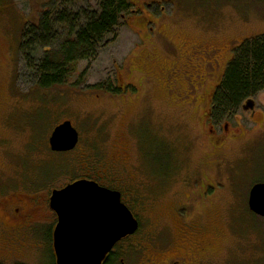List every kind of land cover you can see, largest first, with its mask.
<instances>
[{
  "label": "rangeland",
  "instance_id": "obj_1",
  "mask_svg": "<svg viewBox=\"0 0 264 264\" xmlns=\"http://www.w3.org/2000/svg\"><path fill=\"white\" fill-rule=\"evenodd\" d=\"M49 1L0 0V169L19 188L10 194L35 200L31 225L41 222L12 233L17 246L0 250L3 264H53L48 198L84 177L144 211L147 232L148 221L176 222L173 205L186 210L205 228V264H264V219L247 210L250 188L264 183V92L252 109L246 100L208 120L232 52L264 35V0H129L132 15L97 59L41 89L20 43ZM66 121L79 143L55 154L48 139Z\"/></svg>",
  "mask_w": 264,
  "mask_h": 264
},
{
  "label": "trees",
  "instance_id": "obj_2",
  "mask_svg": "<svg viewBox=\"0 0 264 264\" xmlns=\"http://www.w3.org/2000/svg\"><path fill=\"white\" fill-rule=\"evenodd\" d=\"M132 13L129 0H96L93 6L87 0H50L43 7L38 25L23 32L21 61L35 74L39 88L62 85L78 64L97 59L107 38L116 39V30ZM261 92L264 35L244 41L232 52L212 98L211 119L216 122L233 116L246 100Z\"/></svg>",
  "mask_w": 264,
  "mask_h": 264
},
{
  "label": "water",
  "instance_id": "obj_3",
  "mask_svg": "<svg viewBox=\"0 0 264 264\" xmlns=\"http://www.w3.org/2000/svg\"><path fill=\"white\" fill-rule=\"evenodd\" d=\"M245 107L252 109V102L247 100ZM77 143L78 133L68 121L55 127L48 139L53 153L71 152ZM49 206L57 217L53 232L56 264H100L116 242L138 228L120 194L91 181H76L52 191ZM247 208L264 219V183L250 188Z\"/></svg>",
  "mask_w": 264,
  "mask_h": 264
},
{
  "label": "flooded vegetation",
  "instance_id": "obj_4",
  "mask_svg": "<svg viewBox=\"0 0 264 264\" xmlns=\"http://www.w3.org/2000/svg\"><path fill=\"white\" fill-rule=\"evenodd\" d=\"M208 120H211V110L208 114ZM212 123L215 124L216 122ZM210 132L212 133L213 131L210 130ZM223 142H225V138H220L219 142L214 139L213 143L215 145H219ZM122 158H124V156L116 158V162ZM81 180L94 182L88 177H84L79 178L70 184ZM94 183L97 184V182ZM97 185L100 186L99 184ZM102 188L105 187L102 186ZM15 190H19V188L10 187L5 184L4 172L1 168L0 250L2 251H12V249L16 248L17 243L13 238H11V235L14 231L25 230L29 227L30 230H32L35 229L37 224L41 223L36 222L33 224V226L31 225L33 222H35L32 220V211L37 209L35 200L29 196L21 197L20 195L10 194ZM119 194L121 203H123L122 194L120 192ZM49 200L50 197L48 198L47 208L51 212V217H53L54 212L50 209ZM123 204L132 214L134 220L137 222L138 228L134 234L128 235L116 242L104 256L100 264H205L206 260L204 259V255L208 249V243L203 237L205 228L203 227L202 223H196L195 219H187L190 214H186V210H182L180 212L179 208L177 211H175V206L173 205L172 214H170V216L175 219L176 222H171L168 227L163 225L160 228H157L159 223H157L156 227H153V225H150V222L148 221L150 228L148 229L149 232H147L144 231V211L136 213V211L134 212L133 209L128 207V205L125 203ZM142 209L144 208H141V210ZM51 223L53 227L49 237V245L51 250L50 257L52 263L56 264V257L53 249V232L57 224L56 215L55 222L52 220ZM13 234L15 238L16 234ZM172 234L175 236L172 237ZM201 237L202 240H200ZM9 238L11 239L6 241V239ZM11 240L15 242L14 245L10 244ZM27 247H29V243ZM38 247L36 244L35 248L40 251ZM0 264H3V259H0Z\"/></svg>",
  "mask_w": 264,
  "mask_h": 264
}]
</instances>
